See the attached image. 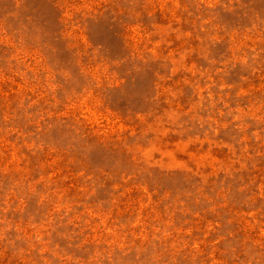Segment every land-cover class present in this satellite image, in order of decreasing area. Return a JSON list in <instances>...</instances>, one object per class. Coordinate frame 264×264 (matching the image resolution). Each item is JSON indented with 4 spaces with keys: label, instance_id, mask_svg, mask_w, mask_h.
I'll use <instances>...</instances> for the list:
<instances>
[{
    "label": "rangeland",
    "instance_id": "1",
    "mask_svg": "<svg viewBox=\"0 0 264 264\" xmlns=\"http://www.w3.org/2000/svg\"><path fill=\"white\" fill-rule=\"evenodd\" d=\"M0 264H264V0H0Z\"/></svg>",
    "mask_w": 264,
    "mask_h": 264
}]
</instances>
